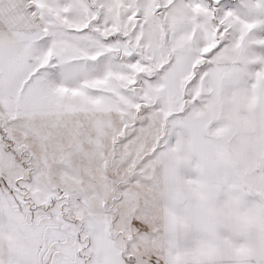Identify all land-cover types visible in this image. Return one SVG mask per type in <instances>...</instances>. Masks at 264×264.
Wrapping results in <instances>:
<instances>
[{
  "label": "snow or ice",
  "instance_id": "6c2138e0",
  "mask_svg": "<svg viewBox=\"0 0 264 264\" xmlns=\"http://www.w3.org/2000/svg\"><path fill=\"white\" fill-rule=\"evenodd\" d=\"M0 264H264V0H0Z\"/></svg>",
  "mask_w": 264,
  "mask_h": 264
}]
</instances>
